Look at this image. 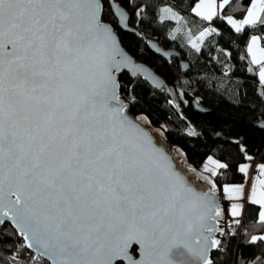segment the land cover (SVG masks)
<instances>
[{"label":"snow or ice","instance_id":"obj_1","mask_svg":"<svg viewBox=\"0 0 264 264\" xmlns=\"http://www.w3.org/2000/svg\"><path fill=\"white\" fill-rule=\"evenodd\" d=\"M232 2L198 0L192 12L249 36L256 67L248 71L264 86V0L237 4L239 17H225ZM105 3L115 24L104 18ZM162 10L179 21L171 6ZM127 20L112 0H0V215L53 264H215L211 250L224 251L216 234L235 235L220 227L217 185H190L121 101L122 68L159 86L120 49L116 29ZM238 171L248 177L249 167ZM257 171L264 177V164ZM252 179L250 190L223 192L258 205L261 234L246 243L261 254L248 264H264V179ZM242 208L233 203L230 215Z\"/></svg>","mask_w":264,"mask_h":264},{"label":"trees","instance_id":"obj_2","mask_svg":"<svg viewBox=\"0 0 264 264\" xmlns=\"http://www.w3.org/2000/svg\"><path fill=\"white\" fill-rule=\"evenodd\" d=\"M116 1L129 12V24L141 35L153 37L164 48L175 47L180 52L179 57H170L168 61L157 56L143 39L117 28L124 48L160 73L173 93L170 98L139 76L132 79L123 72L118 78L122 85L121 96L128 103V114L139 122L144 117L148 126L159 129L161 138L158 141L177 149L188 165L199 168L210 156L227 164V168L216 171V176L211 174L218 193L222 192L224 184L243 181L244 174L238 171L242 162L264 163V129L257 126V122L264 119V86L258 75L248 71L255 67L246 52L249 36L235 33L226 19L208 22L196 17L192 8L198 0ZM248 2L233 0L223 15L238 18L239 9L233 11V8L237 4L246 7ZM164 5L171 6L189 29L216 30L200 41V51L189 45L184 37L172 34L176 21L161 17ZM104 18L107 19L106 14ZM181 59L188 62L187 72L180 68ZM194 102L203 110L196 108ZM223 210L229 218L225 233L234 230L235 235L222 236L224 251L214 249L210 258L215 264H248L261 254L256 246L246 243L252 235L261 234L256 222L258 205L245 201L241 221L227 213V208ZM0 264L48 262L25 248L21 235L9 223H4L0 228Z\"/></svg>","mask_w":264,"mask_h":264},{"label":"water","instance_id":"obj_3","mask_svg":"<svg viewBox=\"0 0 264 264\" xmlns=\"http://www.w3.org/2000/svg\"><path fill=\"white\" fill-rule=\"evenodd\" d=\"M112 3L113 5L115 6H118L119 9L121 11H123L125 13V15L128 17V20L126 23H123V24H120L119 26V29H121L122 31H127V32H130L132 33L133 35L137 36L138 38H141L145 41L146 43V46L148 48H150L157 56H161L162 58H165L166 60H170L171 58L170 57H179L180 56V52L178 51L177 48L175 47H169V48H164L161 44H159V42L153 38V37H144L143 35H141L139 33V31L137 30V28L135 27H132L130 24H129V12L121 7L118 2L116 0H112ZM113 17V16H112ZM115 18V23L116 21L118 20V18L116 17H113ZM116 34H117V38H118V43L120 45V49L122 51V53L128 57V59L131 61V63L135 66H138L139 68H142L144 70H146L147 73H150L151 76L155 79V81H158L159 83V86H156L154 83H153V80L152 79H145V75L143 73H140V72H137V71H134L130 68H122L121 69V73L123 72H126L129 74V76L134 79V78H137L138 76L143 79L144 81H146L148 83V85H150L153 89L157 90V91H162V92H165L170 98L172 97V90H170V85L169 83L164 79V77L158 73L156 70H154L149 64L145 63L144 61L140 60V59H136L130 52L128 49H125L124 46L122 45V42H121V39H119V35H118V32H117V29H116ZM180 68L182 69L183 72H187L190 68L188 66V62L185 60V59H181L180 60ZM119 76V75H118ZM121 95V93H120ZM121 101L123 102L124 104V107H125V110H126V113L128 114L127 112V106H128V103L127 101L121 96ZM194 106L196 108H198L200 111L203 110V107L200 106L198 103L194 102ZM131 118L134 119L135 123L137 125H139L153 140V143L156 144L157 146H160L162 147L166 154L169 156L170 160H171V163H172V166L177 170L179 171L185 178V180L192 186L198 188V189H201L205 192L209 191L211 188L210 186H208L206 189L201 186L199 183H196L195 181V177H192L188 176V173H185L179 166H177V163L173 160V157L172 155L170 154V152L167 151L165 145L163 143H157L155 141V135L150 131L149 127L145 126L144 124H142L141 122H139L137 119H135V117L131 114H128ZM257 126L261 127L264 129V119L262 120H259V122H257ZM216 191V190H215ZM216 202L219 204L220 206V209L221 211L223 212L224 214V217L220 223V227L224 230V232H226L227 228H226V222L228 220V217L226 216L224 210H223V203H224V200H223V197L221 196V193L217 192L216 191ZM0 220L4 221L2 224H0V228L4 225V223H9L11 227H13V229L15 231H17V233L19 235L20 234V231L18 229V227L16 226L15 222L12 221V220H9L5 217H3L2 215H0ZM221 235L219 233L216 234V238L218 239H221ZM21 238H23L24 240V246L25 248H28L26 247L27 245V241L24 239L23 235H21ZM32 253H34L35 255L39 256L40 258H43L45 259L48 264H53V260L51 258H49L47 255H44L43 254V249H40L38 248L37 246H33L31 248H28ZM213 250H211L212 252ZM211 252L209 253V255H211Z\"/></svg>","mask_w":264,"mask_h":264},{"label":"rangeland","instance_id":"obj_4","mask_svg":"<svg viewBox=\"0 0 264 264\" xmlns=\"http://www.w3.org/2000/svg\"><path fill=\"white\" fill-rule=\"evenodd\" d=\"M197 3H198V1H196L194 3L193 7H195V5ZM162 9L160 11V15H161L162 18H164L165 17V13L163 12ZM105 14H106V18H107L105 20H111V21H113V23L115 22V18H113L111 15H109V10L107 8L105 9ZM175 21H176V28L174 29V31L172 32V34L175 35V36L181 37V38L184 37L189 45H192V42H196L199 45L200 40L198 39V37L200 36V33L203 32V31H205V30H208L207 28H198L197 30H195L194 28H190L189 29L187 26L183 25V21H182L181 17H180L179 21H177V20H175ZM140 122L142 124H144L145 126L149 127L150 131L155 135V138H156L155 141L157 143H161L160 141H158V139L161 138L160 130L157 129V128H154L152 126L151 127L148 126V124H146V122H145L144 117H142V121H140ZM164 145H165L167 151L170 152V154L172 155V157L174 159H176L177 166H179L181 169H183V171L185 173H188V176H189V173H190L191 176L195 177L196 183H201V185L204 186L205 189L208 186H210V188H211V184L208 182V181H212V179H211V173L213 171H215V172L218 171V169L215 168V165L212 163V161H215V159L212 158V156L206 158V160L200 164L201 166L199 168H194L191 165H188L186 162H184L182 155H180V153L177 151V149L170 147L168 144H164ZM215 162L219 163L218 160H216ZM186 165L188 166V168H187ZM245 180L248 181L247 184L245 183ZM245 180L241 181L240 183L224 184V186H233V185H241V184H244L246 190H250V187H251V184L253 183V181L250 184L249 181L251 180V177H249L248 179L245 178ZM224 186H223V188H224ZM221 194L223 196H225L224 195V192H223V189H222ZM226 199H224V197H223V200H224L223 209L228 208V206H229V213H230V206L234 202L227 199L230 202L227 205ZM227 213H228V211H227ZM238 218H240V217H238ZM239 220H241V218Z\"/></svg>","mask_w":264,"mask_h":264},{"label":"crops","instance_id":"obj_5","mask_svg":"<svg viewBox=\"0 0 264 264\" xmlns=\"http://www.w3.org/2000/svg\"><path fill=\"white\" fill-rule=\"evenodd\" d=\"M217 3H219V0H217ZM248 42V41H247ZM247 44V43H246ZM261 46L262 47H264V45L261 43ZM249 59H250V57H249ZM256 67V66H255ZM260 164H264L263 162H259V161H254V162H242L241 164H240V167L241 166H248L249 167V173H248V177H245L244 176V179L243 180H245V178H249V177H251V180L249 181L250 182V184H251V182L253 181V182H255L252 178H260V179H264V177H260L259 176V172L257 171V167L260 165ZM246 181V180H245ZM222 195V194H221ZM223 196V195H222ZM224 197V199H226L225 198V196H223ZM226 201H227V205L230 203L227 199H226ZM234 203H243V208H244V203H245V201H233ZM243 208H242V210H243ZM227 211L229 212V206H228V208H227ZM242 212V211H241ZM230 214V213H229Z\"/></svg>","mask_w":264,"mask_h":264},{"label":"flooded vegetation","instance_id":"obj_6","mask_svg":"<svg viewBox=\"0 0 264 264\" xmlns=\"http://www.w3.org/2000/svg\"><path fill=\"white\" fill-rule=\"evenodd\" d=\"M173 160L176 162V159L173 158ZM186 166H187V165H186ZM187 168H188V166H187ZM182 170H183V169H182ZM189 174H190V173H189ZM190 176H191V174H190ZM192 177H193V176H192ZM200 185H201V183H200Z\"/></svg>","mask_w":264,"mask_h":264},{"label":"built area","instance_id":"obj_7","mask_svg":"<svg viewBox=\"0 0 264 264\" xmlns=\"http://www.w3.org/2000/svg\"><path fill=\"white\" fill-rule=\"evenodd\" d=\"M241 221V220H240Z\"/></svg>","mask_w":264,"mask_h":264}]
</instances>
